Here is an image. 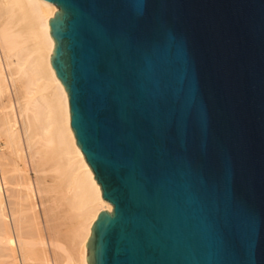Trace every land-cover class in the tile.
I'll list each match as a JSON object with an SVG mask.
<instances>
[{
    "label": "water",
    "instance_id": "obj_1",
    "mask_svg": "<svg viewBox=\"0 0 264 264\" xmlns=\"http://www.w3.org/2000/svg\"><path fill=\"white\" fill-rule=\"evenodd\" d=\"M76 144L113 209L87 264H264V0H44Z\"/></svg>",
    "mask_w": 264,
    "mask_h": 264
},
{
    "label": "bare ground",
    "instance_id": "obj_2",
    "mask_svg": "<svg viewBox=\"0 0 264 264\" xmlns=\"http://www.w3.org/2000/svg\"><path fill=\"white\" fill-rule=\"evenodd\" d=\"M57 11L44 0H0V264H17V244L24 264H51L49 248L71 219L77 264H87L92 225L113 209L76 144L68 95L51 65Z\"/></svg>",
    "mask_w": 264,
    "mask_h": 264
},
{
    "label": "rangeland",
    "instance_id": "obj_3",
    "mask_svg": "<svg viewBox=\"0 0 264 264\" xmlns=\"http://www.w3.org/2000/svg\"><path fill=\"white\" fill-rule=\"evenodd\" d=\"M6 74V73H5ZM8 76V73L6 74V78ZM8 84H9V87L12 85L10 83V80L8 79ZM12 87V86H11ZM13 87L11 88V104L14 105V109L16 110V95H15V92L13 91ZM7 102V99L6 98H3V103L6 104ZM13 102V103H12ZM10 104V103H9ZM0 148H1V143H0ZM3 185V183H2ZM8 222L10 224V228H11V232L14 236V238L16 239V234H15V231L13 229V224H12V219H11V216H10V213H8ZM67 224H65L63 226V230H62V235L59 237L58 239V247L57 249L55 247L54 248V251L50 249L52 248H49V256H50V263L51 264H77V261L79 259V252H78V246H77V240L74 236V227L76 228V226L73 227V225H76V221L71 219V220H67L66 222ZM74 223V224H73ZM67 225V226H66ZM73 229V231H72ZM67 233V234H66ZM66 234V235H65ZM75 239V240H74ZM50 246V245H48ZM51 247V246H50ZM60 248V249H59ZM56 249V250H55ZM20 247L18 246V244L16 245V250H15V253H16V258H17V264H24V262L22 261V254L20 253ZM52 251L54 253H52ZM51 252V254H50ZM77 256V257H76ZM73 259V260H72ZM77 259V260H76Z\"/></svg>",
    "mask_w": 264,
    "mask_h": 264
}]
</instances>
